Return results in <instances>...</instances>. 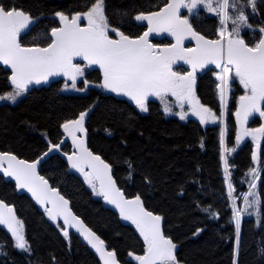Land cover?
<instances>
[{"label": "snow or ice", "instance_id": "1", "mask_svg": "<svg viewBox=\"0 0 264 264\" xmlns=\"http://www.w3.org/2000/svg\"><path fill=\"white\" fill-rule=\"evenodd\" d=\"M264 14V0H132L127 8L113 9L110 0H83L72 9H52L34 13L16 0H0V66L7 74L10 90L0 94V101L13 104L33 86L48 85L53 78L63 80L61 91L86 92L98 88L114 98H125L113 105L111 112L128 115V123L139 113L150 111V101L157 98L165 114H175L180 120L189 115L201 125L221 124L219 157L223 163L225 200L229 208V223L233 226L234 249L232 264H240L242 220L247 213L256 216L258 226L264 227V124L247 127L249 118L258 114L264 118V24L258 29L251 17ZM213 14L217 27L209 35L200 30L201 14ZM34 33L38 25L43 24ZM125 25L142 31L133 33ZM244 29L259 35L248 40ZM167 34L168 43L153 42L154 37ZM31 36L30 39H25ZM186 41L190 46H186ZM184 66H187L186 68ZM214 66V67H209ZM92 72L96 78L90 79ZM211 72L219 97V114L201 102L197 95V77ZM238 81L243 94L235 106V145L251 137L252 165L247 169V190L237 194L227 153L236 151L226 143L229 94ZM168 97L174 98L169 102ZM179 111L174 112L172 104ZM127 107H118V105ZM99 106V99L57 122V136L47 130L45 140L33 158H22L12 150H0V173L14 181V189L30 194L31 200L42 209V215L66 241V252H72V229L98 257L96 264H188L179 255L180 242L166 231L163 213L146 206L145 193L156 184L152 172L141 167L130 156L122 162L128 175L140 171L143 191L129 195L119 186L114 166L121 162L106 158L89 144L88 121ZM111 134V129H106ZM142 134V133H141ZM68 140L71 141L67 150ZM127 145V141H123ZM200 148L204 147L201 138ZM55 160L53 174H42ZM198 168L193 170V177ZM62 177L81 181L91 194L111 205L121 221L133 226L140 251H127L122 259L118 250L85 223L71 207V197L64 191ZM195 179L192 183H196ZM186 182H180L179 194H187ZM201 185L192 197V206L207 219H219L218 205L204 199ZM242 200L243 206L238 203ZM251 210V211H250ZM0 226L10 234L11 247L23 253L33 264L34 249L26 236V224L13 203L0 198ZM204 231L196 227L192 236ZM7 243V241L5 242ZM264 253V249L261 250ZM0 254L7 255L0 244ZM37 264L42 262L37 261ZM48 264H63L51 252Z\"/></svg>", "mask_w": 264, "mask_h": 264}, {"label": "trees", "instance_id": "2", "mask_svg": "<svg viewBox=\"0 0 264 264\" xmlns=\"http://www.w3.org/2000/svg\"><path fill=\"white\" fill-rule=\"evenodd\" d=\"M18 4L30 8L34 13L50 12L52 9H72L83 0H16ZM132 0H110L113 9L127 8ZM251 22L258 28L264 24V14L258 12L251 17ZM200 30L211 35L217 27V18L206 13L201 14L198 21ZM47 24L38 25L34 33ZM133 32L142 29L125 25ZM246 39L255 40V35L247 30ZM31 36L25 39H30ZM6 73L0 68V94L10 90ZM92 72L90 79H95ZM63 82H53L41 88L32 89L27 97L16 105L0 106V150H12L22 158H33L43 149L45 140L42 132L55 138L57 122L62 116H70L90 106L99 99V106L91 114L88 121L89 144L106 158L121 162L114 166V176L119 186L126 189V194L143 191L140 171L134 176L128 175L127 165L122 160L130 156L142 168L152 172L156 179L153 188L145 193L146 206L161 212L166 217L165 228L179 242V255L187 259L188 264H232L234 249L233 226L229 223L230 212L222 192L223 163L219 157V130L221 124L202 126L197 120L181 123L176 119H167L157 102L150 103V111L141 114L136 110L134 117L125 123L127 111L115 114L111 112L113 105L123 99L114 98L102 90L90 88L86 94H63ZM228 102L226 143L235 147V106L243 89L237 82L233 84ZM197 95L201 102L212 107L219 114V97L211 72L202 73L197 82ZM126 108V105H118ZM259 118L250 125L259 127ZM106 129H111L109 134ZM142 133V134H141ZM201 138L204 147L200 148ZM127 141V145L123 141ZM261 148L264 149V138ZM254 145L246 141L232 153H227L236 183L237 194L247 190V169L252 165L251 151ZM70 150V147H67ZM57 162L53 160L46 166L42 174L51 176ZM198 171L193 177V170ZM264 176V173H262ZM197 182L194 184L192 180ZM64 191L71 197L73 211L84 219L98 234L110 242L118 250L122 259H128L126 253L134 248L140 251L141 241L137 239L133 226L119 219L118 214L100 197L91 194L90 189L81 181H71L62 177ZM180 182H186L187 194H179ZM203 186L204 199L218 205L219 219H207L205 214L196 211L192 206L194 192ZM0 198L13 203L18 215L25 220L26 236L34 249L33 264L37 261L48 264L49 254L55 252L63 264H96L95 256L80 240L72 235V252H66V241L51 222L42 215V209L36 206L27 196L20 195L12 183L0 176ZM242 206V200L239 201ZM251 211V210H250ZM204 228L198 236H192L196 227ZM7 241V243H5ZM0 244L7 255L0 254V264H28L26 256L11 247L10 234L0 226ZM264 227L258 226L256 216L245 214L242 220V244L239 253L240 264H264Z\"/></svg>", "mask_w": 264, "mask_h": 264}, {"label": "rangeland", "instance_id": "3", "mask_svg": "<svg viewBox=\"0 0 264 264\" xmlns=\"http://www.w3.org/2000/svg\"><path fill=\"white\" fill-rule=\"evenodd\" d=\"M206 14H207V13H206ZM208 15L214 16L213 14H208ZM257 29H258V28H257ZM247 30H248V29H244L242 34H244ZM236 82L238 83V81H236ZM238 85H239V83H238ZM239 86H240V85H239ZM240 87H241V89H242V86H240ZM231 89H233V87H232ZM61 92H62L63 94H79V95H83V94H86V93H87V91H86V92H77V91H74V90L61 91ZM231 94H232V93L230 92V94H229V99H230V97H231ZM26 97H27V93H26L23 97H21V98L17 101V103H19L21 100H23V99L26 98ZM154 99L159 103L160 108H161V111L163 112V105H162L161 101H160L159 99H157V98H154ZM173 99H174V98H172V97H168V101H169V102L173 101ZM228 102H229V100H228ZM17 103L13 104V103L8 102V101H0V106H1V105H12V106H14V105H16ZM172 107H173V109H174V112L179 111L178 107H176L174 103L172 104ZM137 111H138V110H137ZM138 112H139V111H138ZM141 114H147V113H141ZM163 114H164V116H165L167 119H176V120L180 121L181 123H188V122H189L190 120H192V119L198 120L196 117L191 116V115H189V117H188L187 120H183V121H182V120H180L179 117L176 116L174 113H173V114H165V113L163 112ZM224 119H225V118H224ZM260 119H261V121H262L263 118H260ZM217 124H220V123H219V122H217V123H215V124L209 123V124H207V125H217ZM202 126H206V125H202ZM247 127H249V126H247ZM246 141H250V142L254 145V143H253L252 140H251V137H245L244 140L241 141V143H240L239 146H236V145H235V147H236V151H237V150L242 146V144L245 143ZM254 148H255V145H254ZM236 151H235V152H236ZM242 206H243V205H242Z\"/></svg>", "mask_w": 264, "mask_h": 264}, {"label": "water", "instance_id": "4", "mask_svg": "<svg viewBox=\"0 0 264 264\" xmlns=\"http://www.w3.org/2000/svg\"><path fill=\"white\" fill-rule=\"evenodd\" d=\"M185 43H186V46H190V45L188 44V41H186ZM184 67L186 68L187 66H184ZM0 68L3 69V66H0ZM60 80H62V78H59V77L53 78V80L50 81V84L53 83V82H58V81H60ZM48 85H49V84H48ZM43 86H47V85L33 86V87L30 88V90L35 89V88H41V87H43ZM153 99H154V98H152L151 100H153ZM257 116H259V115H258V114H254L252 117H250L247 126H249V124L252 122V120H253L255 117H257ZM262 124H264V118L262 119ZM261 140H262V139H261ZM260 143H261V141H260ZM67 144H68L69 146H71V141L68 140ZM0 176L3 177V176H2V173H0ZM3 178L5 179L6 182H8V183H12V184L14 185V181H12L10 178H7V177H3ZM16 191H17L18 194H20V195H25V196H27V197L31 200V198H30V194H27L26 192H21V191H18V190H16ZM31 201H32V200H31ZM32 202H33V201H32ZM33 203H34V202H33ZM107 205H108V204H107ZM108 206L111 207V208L116 212V210H115L111 205H108ZM38 207H39V206H38ZM116 213H117V212H116ZM1 227H2L3 229H5L3 226H1ZM5 230H6V229H5ZM71 231H72V233H73V236H75L78 240H80V242H81L85 247H87L88 250L94 255V252H93V251H92V250L86 245V243L82 240V238L79 237V235L75 233V230L72 229ZM94 256H95V255H94ZM95 258L98 259V257H96V256H95Z\"/></svg>", "mask_w": 264, "mask_h": 264}, {"label": "flooded vegetation", "instance_id": "5", "mask_svg": "<svg viewBox=\"0 0 264 264\" xmlns=\"http://www.w3.org/2000/svg\"><path fill=\"white\" fill-rule=\"evenodd\" d=\"M170 40H171V38L170 37H167V34H162V35H160V36H156V37H154V40H153V42H156V43H168V42H170ZM202 74V73H201ZM201 74H199V75H201ZM198 75V76H199ZM197 78H199V77H197ZM198 80V79H197ZM112 96H113V94H111ZM118 99H125V98H118ZM151 102H156V100H154V101H150V103ZM69 146V145H68ZM70 147V146H69Z\"/></svg>", "mask_w": 264, "mask_h": 264}]
</instances>
